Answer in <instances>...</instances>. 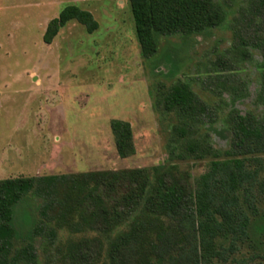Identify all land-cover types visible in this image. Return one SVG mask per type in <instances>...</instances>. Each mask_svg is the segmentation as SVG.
<instances>
[{
	"label": "rangeland",
	"instance_id": "1",
	"mask_svg": "<svg viewBox=\"0 0 264 264\" xmlns=\"http://www.w3.org/2000/svg\"><path fill=\"white\" fill-rule=\"evenodd\" d=\"M215 2L224 12L220 25L159 34L157 52L144 57L130 0H0V179L164 164L176 165L194 183L213 158L171 160L168 144L177 119L157 105L161 93L178 83H188L210 106L197 124L200 136L220 153L233 151L231 113L264 122L258 101L264 13L259 0ZM69 4L92 12L99 28L89 33L71 20L45 42L49 22ZM242 39L250 52L244 60L236 50ZM113 119L131 123L133 156L118 155ZM262 176L258 208L264 213ZM46 201L31 192L16 206L14 248L33 242L37 264H64L70 244L97 233L62 226L54 242L46 230L31 239L35 226L49 220L41 212ZM252 224L249 238L237 234L225 242L224 264H264V219Z\"/></svg>",
	"mask_w": 264,
	"mask_h": 264
},
{
	"label": "trees",
	"instance_id": "2",
	"mask_svg": "<svg viewBox=\"0 0 264 264\" xmlns=\"http://www.w3.org/2000/svg\"><path fill=\"white\" fill-rule=\"evenodd\" d=\"M130 1L144 57L157 52L159 34L198 33L224 20L215 0ZM258 6L264 13V0ZM71 20L85 25L89 33L99 28L92 12L69 4L49 22L45 42L51 43ZM241 41L236 50L244 60L250 52L245 39ZM258 101L264 104V89ZM157 105L177 119L168 144L169 158L212 157L209 170L194 183L176 165L164 164L152 169L0 179V264H37L33 242L18 250L13 243L15 208L31 192L47 200L41 212L49 219L35 226L31 239L46 230L54 242L56 228L62 226L76 234L97 233L70 244L64 264H224L225 242L237 234L249 238L253 220L264 219L258 208L263 199L264 122L253 114L231 113L234 150L220 153L200 136L197 124L210 106L188 83L161 93ZM110 125L118 155L133 156L131 123L113 119Z\"/></svg>",
	"mask_w": 264,
	"mask_h": 264
}]
</instances>
